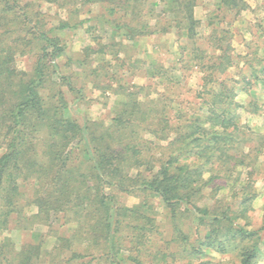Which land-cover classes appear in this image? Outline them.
<instances>
[{
    "label": "trees",
    "instance_id": "16d2710c",
    "mask_svg": "<svg viewBox=\"0 0 264 264\" xmlns=\"http://www.w3.org/2000/svg\"><path fill=\"white\" fill-rule=\"evenodd\" d=\"M107 1L114 5L106 9L109 13L116 7L125 8V16L138 19L135 25L106 20L114 23L110 26L114 31L128 29L127 37L130 39L166 32L174 18L176 26L183 27L188 38L195 36L194 0H175L173 19L157 20L156 25L139 20V0ZM220 3L229 9L240 5L244 7L240 0H220ZM16 7H20L17 0H0V27L7 30L15 22L10 17L16 15ZM27 7L28 4L21 7L24 11L21 9L18 16L24 28L22 39L29 38L21 40V47H36L37 60L32 71L28 73L16 68L13 56L18 50L16 40L9 39L7 44L0 42L4 45L0 47V137L6 149L0 155V191L6 189L0 196V264H43L44 259L53 264L65 249H70L71 244L82 237L88 243L94 239L96 244L100 240L105 244L106 249L98 259L112 260L115 255L123 256V251L127 249L128 259L134 264H173L175 254H181V260L186 255L182 264H192L189 253L200 254L204 248L211 247L221 253L233 252L238 258L233 264H254L258 232L248 231L235 223L248 200L245 188L236 192L232 200L221 201L223 210L216 213L214 202L208 208L198 204L204 195L200 194L201 187L193 182L213 167H231V170L219 171V179L226 175L232 179V170L238 166L249 169L250 175V170H254L253 162L245 161L246 153L242 146L246 136L253 135L255 140L248 151L262 153L264 133L253 134L247 128H244L245 131L241 129L235 110L237 105L232 100L233 93L228 95L227 90L221 89L213 96L211 107H207L202 119H190L182 112L175 114L173 103L168 102L165 95L154 100L141 99L138 94L127 90L108 123L91 121L79 125L69 116L63 117L66 102L59 89L50 91L45 98L38 92V87L52 74L49 71L50 61L61 47L58 38H51L46 31L38 28L39 13L34 11L30 18ZM31 22L34 25L29 27ZM225 39L221 33V37H217L218 44ZM95 48L86 49L102 53L101 48ZM24 52L21 49L18 53L23 55ZM224 59L229 60L223 52L217 56L219 62ZM216 64L212 63L213 66ZM161 68L160 65L152 67L151 77H162ZM260 76L263 78V71ZM174 130L178 131L177 136ZM142 131L149 132L154 140H168L161 157L152 154L150 146L155 141L148 142L141 137L139 133ZM156 165L157 170L151 178H146L144 173H149ZM140 167L144 168L143 173L137 171L135 175H130L127 172ZM16 179H34L33 196L27 202L35 204L37 212L28 220L45 222L51 218L58 220L62 215L66 222L78 221L77 228L72 229L68 238L60 236L56 239L53 248L58 253L54 258L49 259L43 254L41 243H26L16 249L11 239L3 235L11 214H16L14 220H20V193ZM224 179L226 183L228 178ZM106 186L108 189H105ZM215 189H221L220 185H216ZM148 190L158 195L169 210L172 235L166 242L163 237L150 241L149 234L162 233L158 231L156 208L145 195ZM119 191L136 194L139 201L127 206L118 200ZM195 214L198 224L208 229V234L202 235L196 227L194 242L189 247L183 245L185 253L168 251L172 242L179 245L189 241V236L182 232L176 220L191 219ZM119 224H126L132 230L129 245L117 247ZM164 242L165 246L161 247ZM173 246V250L180 247ZM74 255H70L67 261ZM167 256L171 261L167 260Z\"/></svg>",
    "mask_w": 264,
    "mask_h": 264
},
{
    "label": "rangeland",
    "instance_id": "374dc122",
    "mask_svg": "<svg viewBox=\"0 0 264 264\" xmlns=\"http://www.w3.org/2000/svg\"><path fill=\"white\" fill-rule=\"evenodd\" d=\"M240 1L244 3V7L240 5L234 10L223 7L220 0H194L193 17L196 23L195 36L192 39L188 38L183 27L176 26V20L173 19L175 0H139L140 21L146 20L150 25H156V21L163 18L173 20L166 32L130 39L127 37L128 29L114 31L113 27H110L114 23H108L106 20L135 25L138 19L125 16V8L116 7L109 13L106 9L113 4L107 0H17L20 7H16V15L10 17L15 22L7 30L0 27V42L7 44L9 39L16 40L17 51L24 49L25 52L23 55L15 52V66L25 72H31L37 60L36 47H21V40L26 41L29 38L26 36L22 39L24 28L18 13L22 12L21 7L25 4H28L26 9L30 18L34 11L39 13L38 28L46 31L49 37L58 38L61 50L50 61L48 67L52 74L38 87V92L45 98L50 91L59 89L66 102L63 117L69 116L79 125L91 121L108 123L127 90L138 94L141 99L145 97L154 100L165 95L168 97L167 101L173 103L172 111L175 114L182 112L190 119H202L207 107H211L213 96L225 89L228 95L233 93L232 100L237 105L235 110L241 129L245 131L244 128H247L253 134H263L264 76L262 78L260 75L264 72V0ZM74 24L75 26L71 27ZM32 25V22L28 24L29 27ZM220 32L226 38L222 44L217 42V37H221ZM97 46L102 49V53L88 50L89 47ZM222 52L229 60H217V56ZM213 62L220 63V66H213ZM159 65L164 75L152 78L151 68ZM175 131L174 135L177 136L178 131ZM139 134L148 142L154 140V136L149 132L142 131ZM246 137L242 146L246 153L245 161L253 162L254 170H250V175L249 169L238 166L232 170V179L230 175L219 179L218 172L231 170V167H213L211 171L202 173V177L200 174L193 182L201 187L200 194L204 195V199H200L198 204L208 208L214 202L216 213L223 210L221 201L232 200L236 192L245 188L248 200L244 212L238 214L235 223L248 231L258 232L255 241L257 254L253 261L254 264H264V148L261 154L248 151L255 140L253 135ZM154 141L150 146L151 152L159 158L161 152L165 151L164 145L168 140ZM5 151V144L0 137V155ZM156 170L157 165L149 173L145 172V177L151 178ZM137 171L143 173L144 168H131L127 172L135 175ZM224 178H228L226 183ZM33 180L16 179L17 191L20 193V220H14L16 214H11L3 235L11 239L16 249L26 243H41L43 254L51 259L58 253L53 248L56 239L60 236L68 238L72 229L77 228L78 221L73 219L66 222L62 215L58 220L51 218L45 222L28 220L27 218L37 212V206L27 202L33 196ZM216 185H220L221 189H215ZM222 185L224 187H221ZM105 189H108L107 186ZM5 190L0 191V196ZM145 195L156 208L158 231L162 233L157 235L152 232L149 234L150 241L163 237L166 242L172 235L169 210L152 191H146ZM118 200L131 206L137 203L139 198L136 194L119 191ZM1 202L0 199V204ZM203 210H200L202 214ZM197 219L195 214L191 219L176 220L182 232L189 236V241L179 245L172 242L168 251L185 253L183 245L189 247L194 242L196 227L202 235L208 234V229L199 225ZM131 236L132 230L129 226L119 224L116 234L119 239L117 247L121 244L129 245L128 239ZM101 241L96 244L94 239L88 243L83 237L77 238L70 249H65L53 264H134L128 259L127 249L123 251V256L115 255L112 260L98 259L106 249ZM165 242L161 247L165 246ZM174 244L176 245L173 246ZM172 246L180 247L173 250ZM72 254V259L67 261ZM189 254L192 264H233L238 261L233 252L221 253L211 247L204 248L200 254ZM178 255L175 254L173 264H182L186 259V255L182 260L181 254ZM167 260L171 261L170 256H167ZM42 261L43 264H48L46 259Z\"/></svg>",
    "mask_w": 264,
    "mask_h": 264
}]
</instances>
